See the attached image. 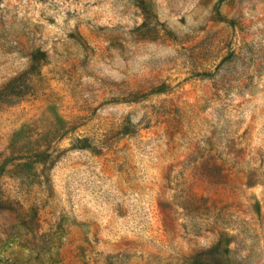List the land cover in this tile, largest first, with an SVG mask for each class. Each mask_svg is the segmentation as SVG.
I'll return each instance as SVG.
<instances>
[{
	"label": "rangeland",
	"instance_id": "374dc122",
	"mask_svg": "<svg viewBox=\"0 0 264 264\" xmlns=\"http://www.w3.org/2000/svg\"><path fill=\"white\" fill-rule=\"evenodd\" d=\"M144 1L0 0V264H264V0Z\"/></svg>",
	"mask_w": 264,
	"mask_h": 264
},
{
	"label": "trees",
	"instance_id": "16d2710c",
	"mask_svg": "<svg viewBox=\"0 0 264 264\" xmlns=\"http://www.w3.org/2000/svg\"><path fill=\"white\" fill-rule=\"evenodd\" d=\"M143 1V5L145 8V1ZM147 13H150L147 11ZM46 57L45 51H42L40 49H37L33 51L32 56H31V65L30 67L20 73L19 75L15 76L12 78L1 90L2 93L6 96H24L28 92V87L27 85V79L31 74L36 72L39 67L43 64V61ZM74 148H91L92 143H90L88 138H81L78 139L74 144ZM223 243L219 242L216 246L208 249L205 251L203 254L207 256L205 259H200L198 261V264H225L224 262V253H223Z\"/></svg>",
	"mask_w": 264,
	"mask_h": 264
}]
</instances>
